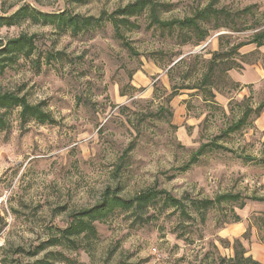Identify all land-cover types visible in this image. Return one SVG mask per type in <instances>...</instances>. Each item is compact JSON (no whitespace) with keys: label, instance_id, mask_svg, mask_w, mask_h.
Wrapping results in <instances>:
<instances>
[{"label":"rangeland","instance_id":"rangeland-1","mask_svg":"<svg viewBox=\"0 0 264 264\" xmlns=\"http://www.w3.org/2000/svg\"><path fill=\"white\" fill-rule=\"evenodd\" d=\"M163 1L171 5L169 12H175L185 5L191 14L184 17H189L205 8L210 0H191L190 3L188 0ZM75 2L80 7H87L91 0ZM24 5L31 7L27 3ZM246 7L252 8L250 13L242 12ZM214 9L222 13L217 20L202 25L208 30V36L197 46L182 44L183 35L177 31L154 30L153 27L147 28L148 23H137L139 28L134 31L141 33L139 40L128 42L124 39L127 46L114 33L110 36L98 29L71 36L63 50H57L59 39L53 40L50 45L38 46L37 42L42 41L43 37L33 34L36 35L33 53H37V59L31 62V69L35 76H47L56 63H60L61 67L64 63H78L82 70L76 71L74 67L76 74L73 81L65 85L64 78L59 77L55 86V91H63L67 87L70 99L55 97L54 93L42 100L47 106L49 101L56 99L63 112L60 119L52 116L55 120L53 125L36 123L39 126L37 130L36 127L27 126L30 122L21 126L19 122L11 121L9 134L1 136L0 172L4 176L8 173L13 177L20 175V169L25 168L27 161L28 167L21 180L27 177L32 179L22 187L18 186V191L26 195L37 189L33 195L38 199L29 210L30 205L23 203L22 198L8 197L0 192L3 200L0 206V234L9 228L10 223L42 220L40 213L45 208L49 209L53 219L65 213L69 216L75 211H70L73 190L79 195L87 189L84 196L90 197L93 189L89 185L99 183L98 175L109 166H97L96 161L106 159L110 150L120 149L116 161L117 172L112 175L123 170L128 174L129 182L136 178L142 168L147 167L149 157L160 152L161 155L156 157L157 162L166 159V154H171L173 159L170 163L176 165L155 173L164 176L165 183L175 180L190 183L193 187L199 186L197 195L202 199H213L225 193L240 194L246 198V205L243 209L232 206L210 211L204 223L195 218L185 220L180 215V222L173 223L177 212L172 210H160L158 215H150L151 219L143 224H135L127 215L119 213L104 223L95 224L97 238L94 241L102 243L106 239L112 240L106 252L105 264H110L116 253L136 237L146 243L164 240L171 247L159 257L157 253L160 248H157V253L139 256L144 251V244H129L131 250L124 249L116 264H150L153 260L156 264H194V260H199L200 264H218L219 257H231L233 245L239 243L244 247L246 256L264 264V228H259L261 221L257 220L264 218V201L252 200L264 199V108L258 115L250 114L239 130L225 133L241 117L245 108L255 109L264 100V46L257 48L253 44L246 45L238 50V54L224 57L222 61L219 59L212 83L201 84L213 53L225 52L232 44L248 41L255 32L254 26L264 24V3L261 0H220ZM65 10L68 11L67 8L62 11ZM0 11L11 12L7 0ZM216 25L223 27L215 30ZM225 25L229 27L225 28ZM232 27L239 31H231ZM17 36L8 37L0 31V42ZM72 43L86 44L87 47L82 49L80 55L72 57L67 51ZM135 45L148 47L140 51ZM24 60L30 61L31 56ZM133 62L136 64L134 68L130 67ZM228 62L233 66L232 70H225ZM28 67L19 59L5 70L0 81L10 79ZM84 76L91 79L80 86V78ZM26 86L22 84L17 91ZM207 90L214 94L213 98ZM73 116L76 117L75 121L66 122ZM209 142L220 148L208 150L193 160L195 151ZM69 143L73 147L65 152ZM179 159H184V162L176 163ZM213 183L216 190L205 195ZM62 186L64 191L60 193ZM174 187H183V184ZM149 188L165 190L176 198L167 188L160 187L158 179ZM107 189L119 190L120 186L117 184L115 188L110 186ZM182 198H191V194L185 191ZM5 202L9 207H3ZM13 204L18 206L13 207ZM230 209L240 217L238 222H233ZM165 211H168V215L164 216L165 223L161 224L160 216ZM9 214L15 219H6ZM169 224L171 228H168ZM57 229L62 228L49 224L45 230L52 232ZM205 230H208L207 235ZM26 231L34 233V229ZM165 232L167 236L163 235ZM117 233L120 235L116 236ZM197 240L204 244L203 248L197 247ZM181 243L195 250L193 260H189L183 252L174 255L181 251ZM153 246L156 245L153 243ZM84 247L91 248V244ZM84 247L65 249L75 252L76 256L57 251L65 260L53 264H86L78 258ZM13 255H16L14 251ZM13 264L21 262L15 260Z\"/></svg>","mask_w":264,"mask_h":264},{"label":"clouds","instance_id":"clouds-1","mask_svg":"<svg viewBox=\"0 0 264 264\" xmlns=\"http://www.w3.org/2000/svg\"><path fill=\"white\" fill-rule=\"evenodd\" d=\"M130 2L135 3L136 0H91V2L87 5V7H80L75 2V0H59V3H56V0H7V6L11 7V12L0 11V15H11L12 12H16L19 8L22 7L25 3L30 4L31 7L26 9L25 12L20 15L15 25L12 29L3 28L0 31L3 32L5 36L11 37L13 35H19L20 33L25 34L28 37L36 34L38 37H43L42 41H38V46L40 44L50 45L53 40H60V45L57 50H63L64 45L69 42L73 27H77V21L79 24L87 23L89 25H95L96 28L105 32L108 35H112L115 31L113 26V13L118 8H123ZM163 0H141L143 5V11L136 16H132L131 20L140 25H145L149 23L148 20L149 10L154 5H159ZM190 3L191 0H188ZM264 3V0H261ZM5 5V0H0V8ZM14 5V7L12 6ZM64 8L68 9V12L64 16H46L42 15L43 11H57L63 10ZM33 9H37L38 11H34ZM186 10V6L182 5L181 9H177L175 12H169L164 9L159 10V18L160 20H170L174 17L183 18L185 15H190ZM87 16H95L97 19L86 21L81 20L80 17ZM70 17H76L77 20H72ZM158 25H153V29H157ZM177 32L180 31L179 25L173 26ZM120 34L124 37V39L128 42L137 41L141 33H137L134 30H130L126 23L119 24ZM67 33V34H65ZM7 41H5L6 43ZM121 43V41H117ZM139 48L140 51H144L148 45L144 47H140V45H135ZM87 47L86 44H77L72 43V46L67 49V51L71 54L72 57L80 55L83 48ZM75 49V51H73ZM31 60L25 61L23 56L20 58V63H27L29 67L20 72L19 74L13 76L10 79L0 81V95L5 92L11 93L19 97V101L15 104L14 109L10 116L7 119L11 120L14 123L19 122L20 113L23 112L25 106L30 108H35L37 105H40V101L45 100L49 96H53L55 93V97H62L65 100L70 99L67 94V87L64 88L63 91H55V86L59 82V77L64 78V84L67 85L69 82L73 81V77L75 76V72L73 68L75 67L76 71H81L80 65L64 63L63 67H61L60 63L55 64V68L53 71L47 76H35L31 69V62L37 59V53H30ZM123 55V54H122ZM127 59V57H125ZM87 67V65H84ZM130 67H136V64L133 62L130 64ZM59 72V76L57 75ZM71 74V75H70ZM88 79H91L89 76H84L80 78V86L84 85V82ZM99 83V81H97ZM22 84H26L22 90L17 91L18 88ZM33 85H36L33 88ZM79 87V86H78ZM92 99H96L97 97H91ZM135 98V97H134ZM8 110L4 107H0V117H4L5 113ZM40 111L45 113H51V115L60 119L63 115L62 110L60 109L57 100L53 99L49 101L47 106H41ZM76 117H70L66 122L75 121ZM28 127H36L39 130V126L36 125L35 119H33L28 125ZM215 132V128L212 129ZM73 147L71 143L68 144V147L64 149L65 152L68 151L69 148ZM120 149H115L114 151L110 150L106 154V159L97 160L96 165L100 164L109 165L107 168L103 170L102 173L98 175L99 183L95 185H89V188H92L90 197L84 196V189L78 195L75 190L72 192V200H71V209L75 211H79L80 209L91 208V211H85L82 213L81 219L84 221V226L87 225L89 218L96 217L98 214L106 213L112 211L117 206L122 208L130 209L131 211H136L138 206H143L142 214L145 216L159 214L161 210V206L163 202L167 199L166 196L162 194H157L155 199L151 195L142 196L138 200H132L127 202L125 200L117 199L116 197L123 196L125 198L131 197L139 193L142 189L146 190L150 186L153 185L154 181L157 179L160 181V187L167 188L169 192H172L173 195L176 196L177 200H180L181 196L185 191L191 194V199L185 198L180 202L185 205V211L189 216L194 217L195 219H199V213L195 208L192 207V199H202L203 197L198 196L199 186L193 187L192 184L184 182V181H172L171 183H165L164 176H157L155 173L160 169H168L171 167H175L174 163H170L173 157L171 154H166V159H161L159 162L156 161V157L160 156V152H156L155 156L149 157L150 163H148L147 167L141 169L139 174L135 179H132L129 182V176L123 170L113 176V173L117 172L116 169V161L119 156ZM179 155V154H178ZM186 159V157H185ZM184 159H179L176 163H183ZM5 168L7 165L4 166ZM27 161H25V168H27ZM25 168L20 169V175L15 177L12 176L11 173H8L7 176H4L2 172H0V192H3L5 196L11 197L16 196L18 199L23 200V203L30 205L29 210H31V205H33L34 201L38 199L35 197L33 193L37 189H33L32 192L28 194H24L22 191H18V186L22 187L27 184L29 179L32 177H27L25 180H21V176L25 174ZM183 184V187H174L177 184ZM119 184L120 189L117 192H109L107 196H105V189L110 186L115 188V186ZM215 184L213 183L211 188L205 192V195H208L211 192H214ZM64 191V187L62 186L60 189V193ZM60 193H57L59 195ZM264 194V193H262ZM55 199V198H54ZM106 199V203H103L101 207L96 208L93 207L97 202ZM63 202V201H61ZM171 203V201H169ZM13 207L18 206L17 204H13ZM54 206V205H53ZM4 208L9 207L8 203L5 202L3 205ZM174 209H169V211ZM202 210V209H201ZM23 211V209H21ZM130 212H126L125 215H129ZM168 215V211L164 212L163 216H160V223L164 224V216ZM40 217L42 220H37L29 223H10L9 228L5 229L2 234H0V264H13V261L19 260L21 264H33V260H42L45 256V252L42 251L38 256H29L28 250L31 249L34 245L41 243L44 240H49L52 237H66L76 239L78 244L83 247L84 245L89 244V241L85 239L86 233H82L79 237H71V233H61L58 231L48 232L46 231V227L51 224L55 225L58 228H67L70 224L74 222L76 218L69 219L67 213L63 215H58L55 219L49 214V209L45 208L43 212L40 213ZM179 213H177V218L173 219V223H179ZM6 219L9 221L14 220L15 218L9 214ZM23 220V218H22ZM99 223V221H96ZM171 224L168 225V228H171ZM80 225H77V228L72 231L79 230ZM26 229H34V233L30 234ZM208 230H205V234L207 235ZM178 234V233H177ZM120 233H117L116 236H119ZM163 235L167 236V232L163 233ZM116 237H112L115 239ZM195 237H193L194 239ZM139 242L144 244V251L139 253V256L147 255L149 252L157 253V248H160V251L157 253L158 257L165 255L171 245L167 244L164 240H155L154 242H145L140 240L139 237L134 238L133 241H129L128 244H125L120 252H117L115 257L111 260L110 264H116V260L121 258V253L124 252V249H129V244H135ZM66 243V240L61 239L60 245ZM112 243L111 239H106L104 242L91 241V248H84L81 254L79 255V259H82L86 262V264H105L106 252L109 245ZM153 243L156 245L153 246ZM21 247L25 250L23 253H17L13 255V251L17 248ZM197 247L203 248L204 244L197 240ZM11 250V251H10ZM131 250V249H129ZM46 251H65V249L61 246H57L56 248L46 249ZM183 252L187 255L189 260H193L194 255L196 254L195 250L187 247L181 243V251L175 252L174 255H180ZM65 255L76 256L75 252H67L65 251ZM136 257V259L139 258ZM51 259V258H50ZM150 264H156V261L153 260ZM194 264H200L199 260H194Z\"/></svg>","mask_w":264,"mask_h":264},{"label":"trees","instance_id":"trees-1","mask_svg":"<svg viewBox=\"0 0 264 264\" xmlns=\"http://www.w3.org/2000/svg\"><path fill=\"white\" fill-rule=\"evenodd\" d=\"M220 0H210L208 5L201 9L197 10L193 15L189 17H184L182 19H171V20H160L159 18V10L164 9L166 11L171 10L170 4L166 2H162L159 5H154L149 10V16L148 20L150 21L147 24V28H152L153 25H158L159 29L167 30L168 32H174L176 29L173 27L174 25L180 26V35H183L182 38V44H189L192 43L193 46L199 45L204 39L208 36V30L203 28V24L208 23L211 20H217L218 15H221L222 11L214 9V6L219 3ZM30 8L29 5H24L21 8H19L16 12L11 13V15H1L0 16V29L1 28H9L13 27L15 25V22L17 18L22 15L26 9ZM251 7H246L242 10L244 13H250ZM34 11H38L36 9H33ZM143 11V5L141 3V0H136L135 3H129L123 8H118L114 13L113 17L115 18L113 20V26H114V36L121 40L125 46H127V43L124 40V37L120 34L119 31V24L120 23H126L130 30L138 29L139 25L131 20L132 16H136L139 13ZM68 11H61V12H41L42 15L46 16H64ZM72 20H77L76 17H70ZM81 20L91 21L97 19L93 16H87V17H80ZM78 30L77 27H73L71 36H77L82 33L95 31L97 30L95 25H89L87 23L79 24V21H77ZM223 26L216 25L214 27L215 30L222 28ZM225 28H228L229 26L225 25ZM253 30L255 31L251 37L246 42H240L237 44H232L227 51L225 52H215L213 53L211 59L208 62V68L206 73L204 74L201 84L207 85L212 83L214 72L216 68L219 66V59L222 61L224 57L228 58L234 54H238V50L242 48L243 46L253 44L257 48L264 46V24L254 26ZM231 31L237 32L239 31L236 27H232ZM67 34V33H65ZM35 40L36 35H33L31 37L26 36L25 34H20L15 38H11L6 40L7 42H0V76L3 75L6 69L12 67L15 65L21 56L23 58L27 59L30 58V53H33L35 50ZM229 63V62H228ZM226 65L225 70H232L233 66L230 65V63ZM208 95L212 98L214 97V94L207 90ZM19 97H17L14 94L5 92L4 94L0 95V107L6 108L8 111L5 113L4 117H0V138L1 136H7L11 130V120L7 119L8 116L11 115L15 104L19 101ZM41 106H46V103L44 101L40 102V105H37L35 108H30L28 106H25L23 112L20 113L19 117V124L21 126H24L26 123L31 122L33 119H35L36 123L39 125H53L55 123V120L53 119L51 113H45L40 111ZM264 108V100L255 108L252 109L250 107L245 108V110L242 111L241 117L233 122L229 128L225 130L226 134L232 133L234 131L239 130L242 128L246 122L250 114L258 115ZM218 147L215 143L209 142L207 144H202L194 153L192 159L196 160L197 157L201 156L203 153H205L208 150H212ZM118 189H106L105 190V196L109 192H117ZM157 194H162L163 196H166L167 199L163 202L161 206V211L174 209L173 212L179 213L180 217L185 220H194V217L189 216L188 213L184 210L185 205L182 204L180 201L185 199L182 198L180 200H177L175 197L171 196L168 192L165 190H159L157 188H148L146 190H141L136 195L130 197V198H124L123 196H117V199L125 200L126 203L130 202L132 200H138L142 196L145 195H151L153 199H155ZM254 198V197H253ZM191 199V198H189ZM252 200L257 201H264V199H257L254 198ZM171 201V203H169ZM106 199L102 200L100 202H97L93 207L99 208L102 206L103 203H106ZM192 207L197 210L199 213V221L200 223H204L207 217V214L210 211H217L222 210L223 208H228L232 206H236L238 209H243L246 205V198L240 196V194H230L225 193L221 195L215 196L213 199H192ZM202 209V210H201ZM91 208L87 209H80L79 211H74L69 214V219L76 218L72 224H70L67 228L57 229L56 231L61 233H71V237H79L82 233H86L85 239L89 241V244H91V241H94L97 238V231H96V221H99V223H104L119 213L125 214L126 212H130L129 215H127L129 218H131L133 223L135 224H143L147 223L151 217L150 215L146 216L142 214L143 206H138L136 211H131L127 208H122L117 206L110 212L98 214L96 217L89 218V221L87 222V225L84 226V221L81 219L82 213L85 211H91ZM231 216L233 217V222H238L240 220V217L237 216L233 209H230ZM261 221L259 223V228H264V218L257 219ZM77 225H80L79 230L72 231L73 229L77 228ZM64 239L66 240V243L63 245H60V240ZM87 244V245H89ZM57 246H61L66 250H78L81 245L78 244L76 239L73 238H66V237H52L49 240L43 241L36 247H34L32 250H28L29 256H38L40 252L44 251L45 256L42 260H33V264H53L55 261H62L65 260L63 255L59 252L54 251H46V249L50 248H56ZM86 246V245H85ZM84 247V246H83ZM86 248V247H84ZM15 254L17 253H23L25 252L22 248H16L14 250ZM51 258V259H50ZM118 264H132V263H118ZM136 264V263H135ZM138 264V263H137ZM218 264H261L260 262L252 259L250 256H246V251L244 247L239 243L236 245H233V255L231 257H219Z\"/></svg>","mask_w":264,"mask_h":264},{"label":"built area","instance_id":"built-area-1","mask_svg":"<svg viewBox=\"0 0 264 264\" xmlns=\"http://www.w3.org/2000/svg\"><path fill=\"white\" fill-rule=\"evenodd\" d=\"M2 202H3V200H2V198H0V206H1Z\"/></svg>","mask_w":264,"mask_h":264}]
</instances>
